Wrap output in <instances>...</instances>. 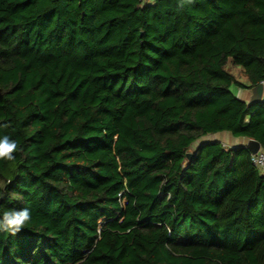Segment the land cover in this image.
I'll return each instance as SVG.
<instances>
[{
  "label": "trees",
  "instance_id": "obj_1",
  "mask_svg": "<svg viewBox=\"0 0 264 264\" xmlns=\"http://www.w3.org/2000/svg\"><path fill=\"white\" fill-rule=\"evenodd\" d=\"M263 79L264 0H0V264H264Z\"/></svg>",
  "mask_w": 264,
  "mask_h": 264
},
{
  "label": "clouds",
  "instance_id": "obj_2",
  "mask_svg": "<svg viewBox=\"0 0 264 264\" xmlns=\"http://www.w3.org/2000/svg\"><path fill=\"white\" fill-rule=\"evenodd\" d=\"M18 145L15 141L10 140L8 136L0 139V160H12L13 153L17 151ZM31 219L30 211L25 208L18 211H9L3 214L0 219V230L11 232L15 235Z\"/></svg>",
  "mask_w": 264,
  "mask_h": 264
},
{
  "label": "crops",
  "instance_id": "obj_3",
  "mask_svg": "<svg viewBox=\"0 0 264 264\" xmlns=\"http://www.w3.org/2000/svg\"><path fill=\"white\" fill-rule=\"evenodd\" d=\"M231 71L236 75L239 81L242 83H247L246 78L244 77L241 68L238 66H231L230 65ZM233 94L236 95L239 99L248 102L253 95V92L251 91V88H237L235 86H232L230 88ZM260 100L264 101V82L262 83V92H261V98ZM216 134V133H215ZM218 134L221 135L220 142L225 146V147H239V146H247L248 143V138L245 137H235L231 135L229 132L223 131V132H218ZM212 135V134H211ZM213 139H215V135L213 134ZM261 148V147H260Z\"/></svg>",
  "mask_w": 264,
  "mask_h": 264
},
{
  "label": "water",
  "instance_id": "obj_4",
  "mask_svg": "<svg viewBox=\"0 0 264 264\" xmlns=\"http://www.w3.org/2000/svg\"><path fill=\"white\" fill-rule=\"evenodd\" d=\"M251 91L253 92V95L251 96L248 103L259 101L261 98L262 83H258L257 85L252 87ZM246 147H248V149L250 150V153H254V152L259 150L260 145L257 141L252 140V139H248V143H247Z\"/></svg>",
  "mask_w": 264,
  "mask_h": 264
},
{
  "label": "built area",
  "instance_id": "obj_5",
  "mask_svg": "<svg viewBox=\"0 0 264 264\" xmlns=\"http://www.w3.org/2000/svg\"><path fill=\"white\" fill-rule=\"evenodd\" d=\"M141 3H148L151 0H139ZM264 79L260 82L263 83ZM250 163L264 174V149L259 148L258 151L250 153ZM120 195V194H119Z\"/></svg>",
  "mask_w": 264,
  "mask_h": 264
},
{
  "label": "rangeland",
  "instance_id": "obj_6",
  "mask_svg": "<svg viewBox=\"0 0 264 264\" xmlns=\"http://www.w3.org/2000/svg\"><path fill=\"white\" fill-rule=\"evenodd\" d=\"M229 68H230V66H229ZM215 135V139H213V134L212 135H207V136H205V138L204 139H202V140H220V138H221V135L220 134H218V133H216V134H214ZM199 142L197 141V142H195V143H193V145L191 146V149H194V147L198 144Z\"/></svg>",
  "mask_w": 264,
  "mask_h": 264
}]
</instances>
